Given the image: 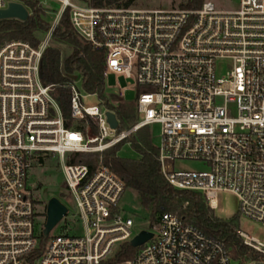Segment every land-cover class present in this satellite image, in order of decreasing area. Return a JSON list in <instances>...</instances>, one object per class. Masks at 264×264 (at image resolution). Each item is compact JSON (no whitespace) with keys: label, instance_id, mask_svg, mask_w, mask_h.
Here are the masks:
<instances>
[{"label":"built area","instance_id":"2783aa9c","mask_svg":"<svg viewBox=\"0 0 264 264\" xmlns=\"http://www.w3.org/2000/svg\"><path fill=\"white\" fill-rule=\"evenodd\" d=\"M11 1L0 0V10ZM54 1L61 8L37 46L23 40L0 46V264L256 263L233 259L221 241L172 213L151 225L153 237L134 257L114 261L116 244L135 237V221L122 212L125 184L102 155L140 128L158 125L161 172L172 187L201 193L213 210L217 193L229 191L238 198L239 214L264 225V0H238L233 9H218L210 0L197 9ZM66 10L75 31L106 50L105 76L116 72L134 81L138 119L129 128H112L106 115L112 110L102 101L85 106L76 80L69 86L70 116L86 127L67 126L56 86L44 84L42 58ZM217 59L232 61L222 77ZM74 153H98L99 165L90 170L70 163ZM48 159L62 166L83 234L70 233L66 222L37 253L42 229L29 170ZM183 161L208 168L179 170ZM238 232L264 254L263 242Z\"/></svg>","mask_w":264,"mask_h":264},{"label":"trees","instance_id":"16d2710c","mask_svg":"<svg viewBox=\"0 0 264 264\" xmlns=\"http://www.w3.org/2000/svg\"><path fill=\"white\" fill-rule=\"evenodd\" d=\"M23 3L30 10L26 21L18 19L0 20V46L9 42L23 40L37 46L40 35L50 28L48 9L40 0H14ZM93 7L126 8L133 6L136 0H79ZM204 0H187L182 5L186 9L199 8ZM53 41L69 44L71 54L61 61L60 48L50 45L44 52L41 63V75L45 85L56 86V93L61 99V105L66 124L72 128L85 129L84 121H74L70 116L69 99L70 84L74 75L80 76L82 87L88 94H96L105 106L115 112L120 125L119 130L132 126L138 119L136 102L118 100L114 103L105 94L106 50L95 48L84 40L73 28L69 10H66L55 28ZM91 128L96 132V126L90 121ZM129 142L139 154L137 158L123 157L119 154L122 145ZM103 164L108 167L125 184V191L135 193L141 208L148 214L151 225L157 222L163 213H172L187 224H191L206 236L221 241L229 255L239 261H256L254 264H264V254H260L244 244L239 236V218L237 215L222 219L215 215L201 193L178 190L172 187L161 172L159 150L153 143L149 126L140 128L135 135L115 145L103 153ZM70 163L86 164L94 170L100 161L98 153L71 154ZM37 253L42 252L49 240L43 230L38 234ZM139 250L129 242L121 244L114 261H124L134 257Z\"/></svg>","mask_w":264,"mask_h":264},{"label":"rangeland","instance_id":"374dc122","mask_svg":"<svg viewBox=\"0 0 264 264\" xmlns=\"http://www.w3.org/2000/svg\"><path fill=\"white\" fill-rule=\"evenodd\" d=\"M40 1L46 8L53 11V15L47 13V17H51L50 19H52L54 14L61 8V5L54 0ZM210 1H212L218 9H233L238 3V0ZM186 2L187 0H136L133 6L144 9H186V7L182 5ZM40 37H42V34ZM51 45L60 48L62 63L72 52V47L69 44H61L52 41ZM215 69L217 76L222 77L232 69V61L230 59H217ZM74 80L77 81V86L82 94L85 95L83 97V103L85 106L99 105L101 103V99L98 95L88 94L84 91L80 76L74 75ZM105 83V94L112 100V102L116 103L118 100L136 102L138 91L137 88L133 86L134 81L127 78L124 74L109 72L106 75ZM140 90L142 91L144 89L141 88ZM150 130L153 143L157 146L159 143L160 127L158 125H153L150 127ZM135 133L131 136L135 135ZM119 154L128 158H137L139 156L129 142L122 145ZM177 168L179 170H205L208 166L199 161H183L178 162ZM29 181L30 183L37 185L35 190V197L37 199L35 209L37 211L36 226L38 230L44 229L47 218L46 207L49 199L56 197L68 208L69 212L66 220H61L52 229L49 236L63 232L65 230L66 222L68 223L67 225L70 226V233L78 235L83 234L81 223L74 217V215L78 213V207L74 197L69 193L65 186V177L62 166L58 163L57 159H48L43 165H34L29 170ZM120 208L125 215L132 217L135 221L134 236L142 230H151V223L148 214L141 208L139 199L135 193L125 191L120 200ZM214 213L217 217L222 219H229L237 215L239 218V230L264 243V225L239 214L238 198L235 194L229 191H219L217 193V208L214 210ZM120 244L121 243L116 244V252L119 250L121 246Z\"/></svg>","mask_w":264,"mask_h":264},{"label":"water","instance_id":"95a60500","mask_svg":"<svg viewBox=\"0 0 264 264\" xmlns=\"http://www.w3.org/2000/svg\"><path fill=\"white\" fill-rule=\"evenodd\" d=\"M30 17L28 8L21 2L11 1L6 9L0 10V20L18 19L26 21ZM108 122L111 127L117 129L119 120L115 112L108 111L106 113ZM68 208L56 197L50 198L46 207V222L43 229L45 237H49L52 229L66 216ZM153 237V233L147 230L140 231L129 243L133 247H139L149 241Z\"/></svg>","mask_w":264,"mask_h":264}]
</instances>
